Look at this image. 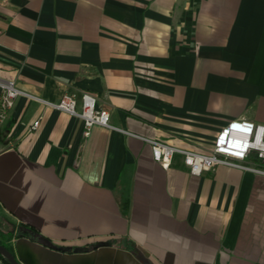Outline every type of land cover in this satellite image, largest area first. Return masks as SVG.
<instances>
[{
    "label": "crops",
    "instance_id": "0c3cea01",
    "mask_svg": "<svg viewBox=\"0 0 264 264\" xmlns=\"http://www.w3.org/2000/svg\"><path fill=\"white\" fill-rule=\"evenodd\" d=\"M0 76L23 93L0 126L20 264H264V175L163 167L145 140L207 153L228 120L264 124V0H0ZM65 91L118 129L27 96Z\"/></svg>",
    "mask_w": 264,
    "mask_h": 264
},
{
    "label": "built area",
    "instance_id": "2783aa9c",
    "mask_svg": "<svg viewBox=\"0 0 264 264\" xmlns=\"http://www.w3.org/2000/svg\"><path fill=\"white\" fill-rule=\"evenodd\" d=\"M22 94L14 79L0 76V126L7 118L16 98ZM27 96L78 117L82 121L85 134H88L94 125L118 129L110 123L109 110L98 103L96 95L92 92L82 91L77 95L65 91L54 102ZM39 122L40 117L33 121L31 128H36ZM145 140L150 144L152 159L163 167H167L173 156L179 154L183 165L194 175L212 170L219 164L264 175V124L247 118L230 119L222 125L215 133L212 147L207 153L178 147L158 139Z\"/></svg>",
    "mask_w": 264,
    "mask_h": 264
},
{
    "label": "water",
    "instance_id": "95a60500",
    "mask_svg": "<svg viewBox=\"0 0 264 264\" xmlns=\"http://www.w3.org/2000/svg\"><path fill=\"white\" fill-rule=\"evenodd\" d=\"M0 255L9 263V264H20L13 253L6 248L3 244L0 243Z\"/></svg>",
    "mask_w": 264,
    "mask_h": 264
},
{
    "label": "trees",
    "instance_id": "16d2710c",
    "mask_svg": "<svg viewBox=\"0 0 264 264\" xmlns=\"http://www.w3.org/2000/svg\"><path fill=\"white\" fill-rule=\"evenodd\" d=\"M28 230H24V229H20V230H17L16 231V235H28ZM1 244H3L6 248H8L10 250V248L5 244L3 243L2 241H0ZM11 251V250H10ZM0 259H2V261L4 262V264H9L1 255H0Z\"/></svg>",
    "mask_w": 264,
    "mask_h": 264
}]
</instances>
